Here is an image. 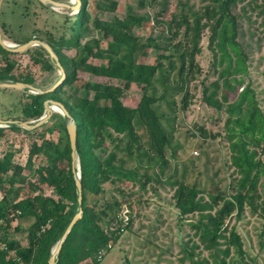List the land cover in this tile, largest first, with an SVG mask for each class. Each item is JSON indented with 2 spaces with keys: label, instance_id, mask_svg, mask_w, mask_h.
<instances>
[{
  "label": "trees",
  "instance_id": "trees-1",
  "mask_svg": "<svg viewBox=\"0 0 264 264\" xmlns=\"http://www.w3.org/2000/svg\"><path fill=\"white\" fill-rule=\"evenodd\" d=\"M246 1L208 0V3L198 7L191 0H179L176 13L168 21H162L160 17L168 8V0H138L141 9L159 6L156 18L149 14H129L124 18L103 21L94 20L92 12H115L117 1L81 0L74 17L60 16L65 21L68 19L70 24L68 27L64 24L59 40L51 39L47 44L58 55L66 78L50 94L33 95L27 92L30 101L22 109L25 122L38 120L45 113L44 102L52 99L62 103L77 123L83 213L64 241L56 264H101L98 260L100 251L108 252L110 241L116 243L120 239V233L125 230L124 221L118 217L123 204L111 199L100 207L98 200L91 204L90 197L104 192L102 186L108 182L139 181L145 188L150 178L140 176L137 170L125 168L124 161L118 158L116 152L109 153L105 159L100 154L107 152L105 144L107 138L113 137L112 132L127 135L133 140L135 122L142 118L155 154L164 158L170 141L156 106L165 101L170 93L173 97L182 96L183 110L191 105L195 97L192 85L202 75L197 57L203 52L205 34H208V49L213 55L212 67L216 78L210 83L204 78L195 88L201 87L202 99L209 107L225 110L227 114L226 139L230 163L238 174L236 190L231 197L218 192L210 194L209 200H205L196 183L190 185L179 181L176 182L173 198L182 220L189 216L198 217L197 221L189 224L194 237L209 252V258L198 259L194 249L200 245H195L188 254L189 264H246L243 239L229 221L235 217L240 219L247 205L254 211L260 209L264 214V161L261 158L264 154V111L251 81L247 82L249 53L240 39L239 16L234 12L239 3ZM257 1H248L246 7L259 10L264 15V1L259 6ZM53 14L56 15L55 12ZM146 23H154L156 28L163 27V30L158 36H149L144 41L135 35L134 29ZM90 25L105 38L111 39L106 48L102 46L101 39L86 37L91 31ZM5 26L4 22L2 27ZM35 37L23 38L17 43L24 44ZM64 47L74 48L76 55L68 57L62 51ZM149 48L158 52L154 64L140 61ZM35 53L32 60L41 69L51 71L56 68L45 49L39 46ZM15 56L16 53L0 45V81L33 85L34 79L30 74H14L17 61L12 57ZM91 59L101 63H92ZM81 71L96 78L115 79L120 84L84 81L77 88L81 93L78 90L79 93L64 91L74 87ZM157 82L163 85L160 96L156 95ZM133 84L143 90L136 108L125 105L122 100L125 90ZM150 91L153 93L150 94ZM54 119V128L65 135L59 141L47 138L46 131L51 132L52 127L37 133ZM50 120L35 130L17 125L6 127L15 133L24 130L37 137L31 141L25 166L15 161L19 150L6 151L0 156V264H50L52 252L79 213V194L66 117L55 115ZM199 131L206 136L204 128ZM6 132L0 127V142L6 139ZM35 157L41 159L37 167L33 163ZM27 169L30 171L28 175L25 173ZM31 175L36 178L35 182L30 180ZM25 185L28 193L23 197L21 193ZM43 187L51 189L57 198L39 193ZM132 218L130 213L126 229L131 225ZM117 219L119 228L109 229V224ZM18 220H33L27 229V246L11 238L13 223ZM15 231L24 230L18 224Z\"/></svg>",
  "mask_w": 264,
  "mask_h": 264
},
{
  "label": "rangeland",
  "instance_id": "rangeland-1",
  "mask_svg": "<svg viewBox=\"0 0 264 264\" xmlns=\"http://www.w3.org/2000/svg\"><path fill=\"white\" fill-rule=\"evenodd\" d=\"M114 1L118 2L115 12L95 10L92 12L94 20L112 21L115 17L124 18L129 14H149L152 18H156L160 9L159 6L141 9L138 0ZM204 1L191 0V3L199 7L208 3V0ZM248 1L250 0L239 3L234 8V12L239 16L240 39L249 53L250 73L247 82L251 81L264 111V15L260 14L259 10L248 9L246 7ZM263 1L258 0L257 5H261ZM69 2H72L73 5L76 4L74 0H69ZM178 2L179 0H168V8L160 17L162 21L171 19L177 11ZM78 11L79 8L53 10L47 7L45 9L36 0H0V31L4 41L14 45H20L17 42L23 38L30 39L32 36H36L34 39L46 43L51 39L59 40L63 34L62 31H64V24L66 27L70 24L68 19L65 21L60 16L66 15L70 19ZM4 22L6 26L2 27ZM154 25V23H146L143 27L134 29V33L136 36L142 37L144 41L149 36L156 37L163 27L156 28ZM60 28L62 29L60 30ZM90 29L91 31L86 37L101 39L102 46L106 48L111 39L105 38L91 25ZM202 46L203 52L197 57L202 68V75L192 85L191 90L195 97L191 105L183 110L182 96L173 97L170 93L165 101L159 102L156 106L170 141L164 158L155 154L146 123L142 118H138L135 122L133 140L127 135H118L112 132L113 137L106 140L107 152L104 154L97 152L102 159H105L109 153L116 152L118 158L124 161L125 168L137 170L140 176L150 178L145 188L139 181L116 184L108 182L102 186L104 192L99 196L92 195L90 197L91 204L98 200L100 207L111 199H117L123 204L118 217L127 221V217L130 218V213L133 216L129 228L125 227L128 221H124L125 230L123 229L120 233V239L116 243L110 241L111 248L108 252L104 250L101 264H189L188 254L195 245H200L199 248L194 249L196 258H209V252L204 250L194 237V232L189 224L192 221H197L198 217L189 216L182 220L173 198L176 182L179 181L190 185L196 183L205 200H209L210 194L215 195L218 192L231 197L236 190L238 174L230 163V150L226 139L227 114L225 110L218 111L209 107L202 99L201 87L195 88L204 78L208 79L207 83L216 78L212 67L213 55L208 49V34H205ZM38 47H32L28 49L29 52L27 50L12 57L17 61L14 74L16 76L21 73L30 74L34 79L33 85L45 90L60 78V71L57 68L44 71L40 65L33 62L32 57L36 54L35 51ZM62 51L71 58L76 55L74 48L64 47ZM146 53L140 61L154 64L158 52L154 48H149ZM90 61L95 64L101 63L96 59ZM78 77L79 81L75 83L74 87L64 91L67 93L79 91L81 93V90L77 88L81 87L84 81L120 84L115 79L96 78L82 71L79 72ZM156 86V95L160 96L163 85L157 82ZM151 93L153 92L150 91ZM142 95V87L133 84L125 90L122 100L125 105L136 108ZM90 97H93V93ZM29 101L27 92L0 89V119L25 121L22 109ZM55 115L63 116L60 112H55L53 116ZM56 119L50 120L37 133L46 131L47 127H52L51 132L46 131V136L53 141H59L64 134H61L58 128H54ZM36 121L28 120V122ZM0 127L7 130L6 139L0 142V156H3L6 151L19 150L15 161L25 166L31 141L37 136L28 134L24 130L15 133L1 124ZM200 128L205 129L206 136L201 134ZM63 137L65 138V135ZM261 158L264 161V154L261 155ZM33 163L37 167L41 163V159L35 157ZM25 173L28 175L30 171L27 169ZM30 180L35 182L36 178L31 175ZM142 181L146 180L142 179ZM26 187L25 185L21 193L23 197L28 193ZM39 193L57 198L48 187H43ZM32 223L33 220L15 221L11 230V238H15L22 245L27 246V229ZM229 223L230 226L236 227L243 239L245 263L264 264V214L262 211L260 209L254 211L247 205L242 217L240 219L235 217ZM18 224L24 231H15ZM109 225L111 230H117L120 226L118 219ZM184 259L185 261H183Z\"/></svg>",
  "mask_w": 264,
  "mask_h": 264
},
{
  "label": "water",
  "instance_id": "water-1",
  "mask_svg": "<svg viewBox=\"0 0 264 264\" xmlns=\"http://www.w3.org/2000/svg\"><path fill=\"white\" fill-rule=\"evenodd\" d=\"M43 6L51 8L53 10L57 9H72L75 10L76 8H80L81 6V0H74L76 2L75 5L72 4V2H62V1H56V0H38ZM0 45L5 48L6 50L20 54L24 53L28 49L35 47V46H40L43 49L47 51L49 54L51 60L54 62L55 67L59 69L60 71V79L50 88L48 89H40L34 85L23 83V82H11V81H0V89H14V90H19V91H24L28 92L29 94L33 95H44V94H50L54 92L65 80L66 78V72L65 69L63 68L60 59L58 55L54 52L52 47L47 44L44 41L38 40V39H33L27 43L20 44V45H14L11 43H8L4 41L2 33L0 31ZM44 108H45V113L44 115L38 119L36 122H25V121H19V120H1L0 119V124L1 126H10V125H17L19 127H22L27 130H35L45 123L49 122V120L52 118L56 111V108L60 110V113L66 117V129H67V134L70 140L71 144V149H72V164H73V172L78 188V200H79V213L75 215L73 220L71 221L70 225L66 229L61 241L59 242L58 246L54 249L52 252V256L50 258V264H56V260L58 257V254L60 253V250L62 248V245L64 241L66 240L67 236L71 232L72 228L74 225L81 219L82 213H83V208H82V203H83V189H82V183H81V170H80V164H79V158H78V153H77V123L75 119L69 114L65 106L57 101H54L52 99L46 100L44 102Z\"/></svg>",
  "mask_w": 264,
  "mask_h": 264
},
{
  "label": "built area",
  "instance_id": "built-area-1",
  "mask_svg": "<svg viewBox=\"0 0 264 264\" xmlns=\"http://www.w3.org/2000/svg\"><path fill=\"white\" fill-rule=\"evenodd\" d=\"M122 218V217H121ZM128 217H127V221H128ZM123 221H125L124 219H123ZM127 221H125V222H127ZM106 251V250H105ZM105 251L104 250H102V251H100V253H99V255H98V260H102L103 259V257H104V255H103V252L105 253Z\"/></svg>",
  "mask_w": 264,
  "mask_h": 264
},
{
  "label": "bare ground",
  "instance_id": "bare-ground-1",
  "mask_svg": "<svg viewBox=\"0 0 264 264\" xmlns=\"http://www.w3.org/2000/svg\"><path fill=\"white\" fill-rule=\"evenodd\" d=\"M56 111L60 112V110H59V109H57V108H56Z\"/></svg>",
  "mask_w": 264,
  "mask_h": 264
}]
</instances>
